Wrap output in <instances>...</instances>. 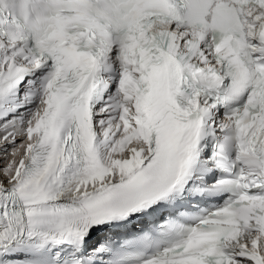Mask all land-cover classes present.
Instances as JSON below:
<instances>
[{"label":"snow or ice","instance_id":"snow-or-ice-1","mask_svg":"<svg viewBox=\"0 0 264 264\" xmlns=\"http://www.w3.org/2000/svg\"><path fill=\"white\" fill-rule=\"evenodd\" d=\"M0 264H264V0H0Z\"/></svg>","mask_w":264,"mask_h":264}]
</instances>
